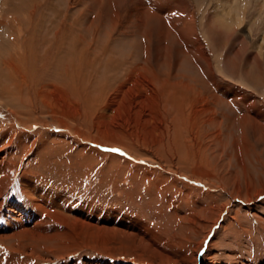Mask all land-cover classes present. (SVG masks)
I'll return each mask as SVG.
<instances>
[{
	"label": "rangeland",
	"instance_id": "374dc122",
	"mask_svg": "<svg viewBox=\"0 0 264 264\" xmlns=\"http://www.w3.org/2000/svg\"><path fill=\"white\" fill-rule=\"evenodd\" d=\"M0 13V194L42 224L33 253L0 243V264H264V196L240 199L247 182L264 189V122L248 109L264 115V0H0ZM21 180L48 198L28 202ZM52 190L87 222L33 207ZM223 205L205 239L219 214L194 212Z\"/></svg>",
	"mask_w": 264,
	"mask_h": 264
},
{
	"label": "bare ground",
	"instance_id": "6f19581e",
	"mask_svg": "<svg viewBox=\"0 0 264 264\" xmlns=\"http://www.w3.org/2000/svg\"><path fill=\"white\" fill-rule=\"evenodd\" d=\"M237 10V9H236ZM35 10L34 11H32L29 15H30V17H31V20H33L32 18H34L35 16ZM16 13V12H15ZM34 16V17H33ZM0 17L2 18V19H0L1 20V23H2V21H3V19H4V17H3V15H2V13H0ZM0 23V24H1ZM17 24L18 25V21H17V19H15V18H13V19H11V24ZM57 33H59V32H57ZM58 36V35H57ZM57 36H56V38H57ZM3 53V52H2ZM21 53V52H20ZM29 53H27V55H28ZM31 54V53H30ZM29 54V55H30ZM7 55V54H6ZM48 55V54H47ZM32 56V55H31ZM202 56V55H201ZM39 57V56H38ZM49 57V56H48ZM21 58H24L25 59V53L23 54V56L21 57ZM27 58V57H26ZM56 58V57H55ZM14 59V58H13ZM52 59V58H51ZM28 60V59H27ZM26 61V60H25ZM14 61H12V59H11V57L9 58V59H5L4 61L2 60V62L1 63H3L4 64V66H5V64L6 65H8V67H9V70H10V72H12L13 74L14 73H16V72H20L19 73V75L21 76V74L23 73V71L21 70V69H19V67L17 66V64H14L15 62H16V60H15V62L13 63ZM68 66V65H67ZM142 68V67H141ZM148 72V71H147ZM150 72V71H149ZM153 73V72H152ZM24 74V73H23ZM136 76V75H135ZM152 76V75H151ZM157 77V76H156ZM155 78V77H154ZM152 79V78H151ZM154 81V80H153ZM157 81H159V80H157ZM150 82H151V80H150ZM161 84V83H160ZM163 85H164V83H163ZM162 85V86H163ZM182 85H183V83H182ZM149 86V85H148ZM152 86V85H151ZM172 88V87H171ZM164 89V88H163ZM168 89V88H167ZM169 89H170V87H169ZM175 89V88H174ZM174 89L172 90V91H174ZM181 90V89H180ZM194 90V89H193ZM196 90V89H195ZM171 91V90H170ZM163 93H165L164 91H162ZM167 92V91H166ZM195 93V92H194ZM197 93V92H196ZM180 94H182V93H180ZM179 94V95H180ZM79 95V94H78ZM90 95V94H89ZM198 94H195V97H197L198 98ZM193 97V96H192ZM227 97V96H226ZM231 97V96H230ZM174 98H175V96H174ZM179 98V97H178ZM100 99V98H99ZM201 99V98H200ZM216 99V98H215ZM222 99V98H221ZM98 100V99H97ZM100 101V100H99ZM177 101V100H176ZM196 101V100H195ZM173 102V101H172ZM191 102V101H190ZM164 103V102H163ZM193 103V102H192ZM168 104V103H167ZM185 104V103H184ZM196 105V102L195 103H193L192 105ZM129 105V104H128ZM158 105V104H157ZM186 105V104H185ZM194 105V106H195ZM170 106V105H169ZM171 108H173L174 110H176L175 108H176V106H174V105H171ZM183 108V107H182ZM208 108V109H207ZM185 109H186V107H185ZM248 109H249V112L251 113V118L252 117H254V118H256V119H261L262 120V122H264V115L262 114V113H253L254 111H252V108L249 106L248 107ZM179 110V109H178ZM187 110V109H186ZM188 110H189V108H188ZM205 110H208V111H211L213 114H214V109L212 108V107H210V105H205ZM125 111V110H124ZM194 111H198V110H196V109H193V112ZM261 111V110H260ZM192 112V111H191ZM206 112V111H205ZM210 112V113H211ZM174 113V112H173ZM252 113L254 114V116H252ZM176 114H178V111H176ZM194 114V113H193ZM201 114V113H200ZM181 115V114H180ZM207 115V114H206ZM193 116V115H192ZM204 116V115H203ZM183 117V116H182ZM194 118V117H193ZM208 118V117H207ZM251 118H249L248 119V121H250V119ZM183 119V118H182ZM187 119V118H186ZM205 119V118H204ZM221 120V119H220ZM246 122H248L247 120H245ZM194 122V121H193ZM208 122V124L210 125V126H217V125H215L216 123H217V117L215 116V114L211 117L210 116V118H209V121H207ZM203 123V122H202ZM215 123V124H214ZM248 123H251V121L250 122H248ZM254 123V122H253ZM171 124V123H170ZM255 124V123H254ZM257 124V123H256ZM256 124H255V126H256ZM263 124V126H264V123H262ZM200 125V124H199ZM203 125H204V123H203ZM202 125V126H203ZM207 125V124H206ZM260 127H262L261 125H259ZM197 127H198V125H197ZM204 128V127H203ZM256 128H258V127H256ZM264 128V127H263ZM190 129V128H189ZM201 129V128H200ZM259 129V128H258ZM257 129V130H258ZM186 130V129H185ZM199 130V129H198ZM194 132V131H193ZM10 133V132H9ZM112 133H114V131L112 132ZM191 134V133H190ZM7 136H9V134H7ZM109 136V135H108ZM203 136H205V134L203 135ZM261 136L262 137H264V132H261ZM6 137V136H5ZM106 137V136H105ZM185 137V136H184ZM183 137V138H184ZM206 137V136H205ZM204 137V138H205ZM7 138V137H6ZM10 140H12V136H9L8 137ZM218 139H220V138H218ZM4 140H5V138H4ZM8 140V139H7ZM129 140V139H128ZM127 140V141H128ZM199 140V139H198ZM208 139L206 138V140H204V141H207ZM130 141V140H129ZM200 141H202V140H200ZM203 141V142H204ZM135 142V141H134ZM104 143V142H103ZM211 143V142H210ZM220 143V142H219ZM197 144V143H196ZM193 145V144H192ZM206 145V144H205ZM194 146V145H193ZM209 147V149L213 146V144H209V145H206L205 147ZM183 147V146H182ZM181 147V148H182ZM199 147V146H198ZM207 147V148H208ZM9 148V146L7 147H4L3 149H1L0 150V157H5V156H8V153H9V151H7V149ZM186 148H189V147H186ZM193 148V147H192ZM206 148V149H207ZM126 149V148H125ZM208 149V150H209ZM13 151V150H12ZM12 151H10V153L12 152ZM176 151V150H175ZM190 151V150H189ZM192 151V150H191ZM190 151V152H191ZM179 152V151H178ZM182 153H183V151H182ZM206 153V152H205ZM183 155V154H182ZM185 155V154H184ZM188 157H190L191 155H187ZM186 155H185V157H187ZM183 157V156H182ZM187 157V158H188ZM184 158V157H183ZM191 158V157H190ZM200 158V157H199ZM205 159V156L203 157V160L202 161H205V163H206V159ZM199 160V159H198ZM185 161V160H184ZM191 161V160H190ZM188 163H190V162H188ZM212 163V162H211ZM210 164V161H208L207 163H206V166H208ZM196 165H198V164H196ZM218 165V164H217ZM203 166V165H202ZM210 166V165H209ZM213 166V165H212ZM184 169V168H183ZM197 169V168H196ZM214 169V168H213ZM219 170H221L220 168H219ZM199 171V170H198ZM209 171V170H208ZM215 172V171H214ZM213 172V173H214ZM201 174H199L198 175V177L195 179V180H198V182H200V184L201 183H203V181L205 180L207 183L205 184L206 186H208V188H209V185H210V188H211V186H214L210 181L212 180V179H214V181L217 179L215 176H204V174L202 173V172H200ZM26 179V178H25ZM30 180V179H29ZM203 180V181H202ZM218 180V179H217ZM204 181V182H205ZM21 182L23 183V192H24V196H25V198L28 200V202H31V201H33L32 200V197H33V195H41V200H46L47 198H48V196H47V193L45 192V191H43L41 188H40V186L38 187V185H35V184H30L27 180H21ZM34 182V181H33ZM38 184V183H37ZM34 185V186H33ZM204 185V184H203ZM253 185V184H252ZM45 189L46 190H48V188H46L45 187ZM246 196L244 197V198H240L242 201H244L245 199H246V201H252V200H254V199H256V198H258V196H261L262 197V195L264 196V189L262 188V189H252L251 188V183H249V182H247L246 183ZM52 191H55V192H52L53 194L49 197V202H51V204H49V203H46V204H44V206L41 208L40 206H39V204H36L35 202H33V204L32 205H34L33 207H36V208H38L39 210H41V211H44V209H45V205H47V206H49L50 208H49V210L48 211H52V212H54V214L56 215V216H60V217H62L61 215H68V216H66V218L67 219H73V220H75V221H83V222H87V220L86 219H88L87 217H88V215L86 214L85 215V213H84V208L83 207H81V209H75L73 206H72V204H74L75 205V207H76V205H77V203L79 202V198H77L74 194H71L70 192H65V193H61V191H57V190H52ZM208 191V190H207ZM213 195H210V199H211V197H212ZM38 197V196H37ZM213 198V197H212ZM39 199V198H38ZM7 202V200L5 199L4 200V198H3V196L0 194V220H2L3 218H6L7 219V221H8V223L10 224L9 225V227H5V226H3V225H1V223H0V243H2V244H9V246L11 247V248H13V249H15V250H19V251H21L22 249V251H24V247L25 246H27V247H29L31 250H30V252L31 253H33V249H34V246H33V244H32V239H33V236H34V227H31L30 228V225L32 226L33 225V222H34V220H36V221H38L36 224L38 225V224H41V222H39V217H37L36 215H33V213H31V212H28L27 211V209H25L24 207H17V206H15L14 204H10V203H8L6 206H5V203ZM81 202V201H80ZM84 207H92L93 205H89V204H85V205H83ZM5 207H8L10 210H9V214L5 217L4 216V214H2V212H3V208H5ZM225 207H226V205H223L222 206V208H221V210H218L219 208H214V209H209V208H202L201 210H199V212H194V214H195V217L196 218H198V219H194L193 220V222H191V223H198L199 221H201L202 220V222H203V220H206L207 218L208 219H212V218H214V217H216L218 214V216L216 217V218H214L215 220H213L212 221V226H210V228H209V230L208 231H210V232H207L206 231V234H205V239L207 238V237H209V234L211 233V231H212V229H213V227L216 225V224H218V222H220V220L223 218L222 217V214H223V210L225 209ZM38 210V211H39ZM21 212V214L18 216L17 215V212ZM44 212H46V210L44 211ZM251 212V211H250ZM48 214V213H47ZM240 212H237V213H235V217L234 218H232V222H238V220H239V217H240ZM206 217V218H205ZM85 219V220H84ZM207 221V220H206ZM262 221V220H261ZM209 222V221H208ZM222 224V223H221ZM42 225V224H41ZM233 226V225H232ZM244 227V226H243ZM206 228V227H205ZM233 236V235H232ZM235 237V236H234ZM205 239H204V241H205ZM16 240H19L18 242L19 243H17L16 245L18 246V249L17 248H14L12 245H14V244H10L12 241H16ZM200 245L201 244H199V246L197 247V248H195V252L197 253V252H199V250H200ZM15 246V245H14ZM16 247V246H15ZM28 250V249H27ZM35 250V249H34ZM37 250V249H36ZM11 251V250H10ZM25 251H26V249H25ZM27 252V251H26ZM209 252V251H208ZM211 252V251H210ZM208 256V255H207ZM207 258V257H206ZM183 262H185V261H183ZM194 262H197V256H194V258H193V260H191V261H186V264H193ZM180 264H182V263H180ZM205 264V263H204ZM209 264H211V263H209ZM212 264H217V263H212ZM221 264V263H220ZM236 264V263H235ZM241 264H242V262H241Z\"/></svg>",
	"mask_w": 264,
	"mask_h": 264
}]
</instances>
